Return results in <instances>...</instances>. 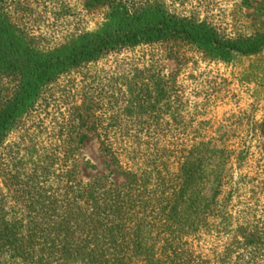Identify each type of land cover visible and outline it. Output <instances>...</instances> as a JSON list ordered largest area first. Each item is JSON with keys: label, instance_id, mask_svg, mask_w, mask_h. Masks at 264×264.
Returning <instances> with one entry per match:
<instances>
[{"label": "trees", "instance_id": "obj_1", "mask_svg": "<svg viewBox=\"0 0 264 264\" xmlns=\"http://www.w3.org/2000/svg\"><path fill=\"white\" fill-rule=\"evenodd\" d=\"M87 5L107 6L105 22L44 51L16 28L0 0V80L11 85L0 101V150L24 122L53 105L56 82L110 54L181 42L232 63L264 49V29L228 36L158 0ZM259 5L264 11V0ZM136 79L124 82L120 101L113 96L105 106L102 96L86 94L90 106L83 101L61 111L56 141L40 152L33 148L25 173L7 165L5 186H19L21 194L10 197L13 204L6 194L0 200V264H264V208L255 214L234 203L233 159L247 154L187 133L192 144L174 156L164 128L171 80ZM84 129L111 158L108 174L88 182L78 180L73 163V142L85 141Z\"/></svg>", "mask_w": 264, "mask_h": 264}, {"label": "rangeland", "instance_id": "obj_2", "mask_svg": "<svg viewBox=\"0 0 264 264\" xmlns=\"http://www.w3.org/2000/svg\"><path fill=\"white\" fill-rule=\"evenodd\" d=\"M88 1L3 0V4L13 24L30 44L48 51L78 34L98 29L105 22L108 7H91ZM158 1L172 12L209 22L228 36L264 29V11L259 10V2L263 0ZM153 75L168 78L172 83V101L164 109L168 121L164 128L169 130L167 143L171 144L172 154L178 155V148L192 144L191 140L187 142V133L213 145L231 148L235 154L243 153L244 157L247 154L240 161L234 155V182H239L234 203L239 209L261 213L264 208V49L251 57L240 56L232 63H225L210 60L196 47L181 42L122 50L56 82L49 91L53 105L24 122L0 150V200L6 194L13 204L10 197L21 194L17 191L19 186H5V183L10 185L7 165L25 173L35 146L39 152L51 148L60 128L57 123L61 111L80 106L83 101L88 103L89 95L94 93L103 97L105 106L113 96L112 100L120 101L123 97L120 89L127 90L126 80L137 78L147 82ZM10 88L8 80H0V101ZM83 132L87 134L85 141L81 145L73 142L76 147L73 163L78 180L88 182L108 174L111 158L102 151L94 132L87 129ZM123 161L127 168L132 167L129 159ZM177 166L173 163L170 168L174 172ZM112 178L117 183L123 182L120 176Z\"/></svg>", "mask_w": 264, "mask_h": 264}]
</instances>
